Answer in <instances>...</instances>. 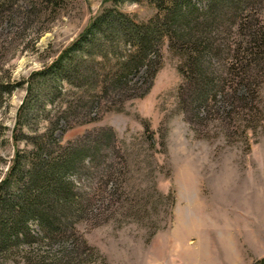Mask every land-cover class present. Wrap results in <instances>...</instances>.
<instances>
[{"label": "rangeland", "instance_id": "obj_1", "mask_svg": "<svg viewBox=\"0 0 264 264\" xmlns=\"http://www.w3.org/2000/svg\"><path fill=\"white\" fill-rule=\"evenodd\" d=\"M238 1L233 26L209 34L218 53L208 59V73L220 88L212 91L214 102L196 110L198 121L179 104L181 61L166 38L142 98L130 95L143 93L154 65L131 76L129 90L109 88L106 95L87 76L90 56L72 58L69 80L78 86L33 76L111 0H68L51 15L31 9V0H0V180L16 150L32 149L27 137L50 130L62 147L91 153L69 167L75 191L94 200L88 216L56 231L65 236L33 244L31 263L55 264L52 255L66 263L71 252L89 255L87 264H264V68L252 62L249 89L236 87L229 65L238 52L228 48L240 41L242 18L264 22V0ZM117 8L140 21L155 13L147 4ZM246 103L257 109V120H246L256 112ZM74 231L95 251L75 250ZM29 255H12L3 264H29Z\"/></svg>", "mask_w": 264, "mask_h": 264}, {"label": "trees", "instance_id": "obj_2", "mask_svg": "<svg viewBox=\"0 0 264 264\" xmlns=\"http://www.w3.org/2000/svg\"><path fill=\"white\" fill-rule=\"evenodd\" d=\"M15 1L5 0V3L13 5ZM35 1L31 0V9L38 8L37 13L48 11L50 15L66 8L68 4V0ZM200 1L111 0V5L91 19L85 30L59 57L33 76H50L55 82L65 78L71 82L69 79L74 55L80 54L81 58L90 56V60L86 59L91 64L86 68L89 72L87 76L93 75L99 83V90H103L106 95L109 88L124 89L123 92L129 90V78L137 75L143 68L149 71L154 65L155 69L149 71V82L143 93L130 95L132 98H142L160 67V46L166 38L169 50L181 61L178 66L182 77L179 104L182 110L189 107L192 115L201 121L199 113H196L197 109L210 104L215 98L212 91L216 87L220 88L212 82L209 76L211 73H208V59L218 53L216 40L211 39L209 34L212 29L220 32L226 23L233 26L242 1L204 0L203 7L198 6ZM123 3L147 4L155 9V13L147 21H140L136 15L117 8ZM242 20L239 23L240 41H232L228 47L233 50L236 46L237 49L233 51L238 52H234L235 59L229 65V73L232 81L235 80L236 87L240 85L249 89L246 80H249L252 62L257 61V65L261 68L263 65L264 68V22L263 19L250 22L247 17ZM71 85L78 86L74 82ZM11 90L6 89L5 92L9 94ZM254 94L257 99V90H254ZM245 106L246 109L256 110L246 120H255L258 116L257 109L251 104L248 106L246 103ZM147 127L145 126V132ZM27 140L32 149L28 152L16 150L11 165L0 180V264L9 260L12 255L33 253L34 250L29 248L36 242L65 236V233L56 234V231L68 226L69 220L74 224L88 216L87 206L94 201H90L92 197L88 201L84 200L70 181L69 167L78 162L81 164L85 156H90L89 150L76 145L62 147L54 139L53 130L27 137ZM108 174L112 173L105 175ZM109 203L112 201L109 200ZM32 225H36L38 230L35 231ZM69 235L74 241L78 240L75 250L95 251L77 232ZM33 255H29L27 259L29 264H47L43 260L31 263ZM76 256L78 258L71 252L67 253L66 263H62L63 259L54 255L48 260L55 264H87L93 261L89 255ZM261 262L264 263V260Z\"/></svg>", "mask_w": 264, "mask_h": 264}]
</instances>
